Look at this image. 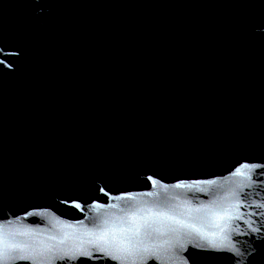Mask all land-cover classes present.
<instances>
[{
    "label": "water",
    "instance_id": "water-1",
    "mask_svg": "<svg viewBox=\"0 0 264 264\" xmlns=\"http://www.w3.org/2000/svg\"><path fill=\"white\" fill-rule=\"evenodd\" d=\"M0 264H264V0H0Z\"/></svg>",
    "mask_w": 264,
    "mask_h": 264
},
{
    "label": "snow or ice",
    "instance_id": "snow-or-ice-1",
    "mask_svg": "<svg viewBox=\"0 0 264 264\" xmlns=\"http://www.w3.org/2000/svg\"><path fill=\"white\" fill-rule=\"evenodd\" d=\"M150 179V178H149ZM205 250H207V249H205Z\"/></svg>",
    "mask_w": 264,
    "mask_h": 264
}]
</instances>
